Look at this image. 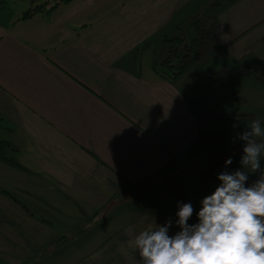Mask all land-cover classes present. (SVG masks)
I'll return each mask as SVG.
<instances>
[{
    "label": "crops",
    "instance_id": "0c3cea01",
    "mask_svg": "<svg viewBox=\"0 0 264 264\" xmlns=\"http://www.w3.org/2000/svg\"><path fill=\"white\" fill-rule=\"evenodd\" d=\"M42 1L58 4L25 18L31 0H0V141L8 143L7 159L0 158V223L6 211L16 222L11 212L27 207L25 196L71 211V222L81 223L110 212L124 191L142 187L141 195L185 180L179 199L163 194L169 204L131 208L112 239L91 241L81 263L142 264L135 237L169 220V235L180 231L183 203L194 208L188 223H198L220 173L245 171L246 186L261 178L260 170L243 168L238 134L255 119L264 128V0L216 3L207 17L219 26L200 59L177 76L176 50L196 48L190 22L197 0ZM201 98V109L235 123L208 118L204 128ZM202 127L227 132L215 142L202 138Z\"/></svg>",
    "mask_w": 264,
    "mask_h": 264
},
{
    "label": "clouds",
    "instance_id": "9594fccd",
    "mask_svg": "<svg viewBox=\"0 0 264 264\" xmlns=\"http://www.w3.org/2000/svg\"><path fill=\"white\" fill-rule=\"evenodd\" d=\"M239 133L245 142L241 164L261 178L246 186L245 171L223 172L215 191L201 201L198 223L189 224L194 208L178 205L180 231L169 235L172 221L141 231L134 239L142 264H264V128L259 119ZM232 163L231 157L225 165Z\"/></svg>",
    "mask_w": 264,
    "mask_h": 264
},
{
    "label": "rangeland",
    "instance_id": "374dc122",
    "mask_svg": "<svg viewBox=\"0 0 264 264\" xmlns=\"http://www.w3.org/2000/svg\"><path fill=\"white\" fill-rule=\"evenodd\" d=\"M219 1L197 0V10L194 13L196 17L190 22L191 29L194 28L192 23L196 25V29L198 23L202 25L201 21L205 22L207 16L211 12H215L217 5H219H216V3ZM224 1L226 0H221V2ZM24 6L26 7L27 5ZM198 19H201V21L198 22ZM202 104L203 100L201 98V100L197 101L199 112H202ZM225 115L223 118L226 117ZM215 116L221 118L219 110L215 113ZM214 117H208L205 114L201 115L203 127L205 128L208 118L214 121ZM219 122L224 123L223 127H228V124L225 123H235L227 119L220 120ZM223 132H227L226 128L225 131H220V129L214 130L211 132L213 133L211 139L219 142ZM231 134H228V138H231ZM224 137L222 139H225ZM185 183V180H181L180 185H174V187H170L169 189L164 186V189L155 186L141 195H136V193L142 187L140 189L124 191L122 196L118 195V205L111 207L110 212L101 211L94 213L87 217L85 221H81V223L71 222L73 216L71 211H66L65 213L56 212V209L42 201V199L38 201L33 197L25 196L23 198L26 200L25 204L27 207L14 206L16 211L11 212V216L18 214L16 222L14 221V216H12L14 220L10 219V213L6 211L4 213L5 218L2 220L4 223H0V264H81L88 260L85 258L84 253L91 247V241H96L104 235H108L109 237L101 244H105V242L112 239L113 235L111 234L114 228L126 221L127 216L131 214V208H157L155 206L158 202L164 203V205L169 204L168 201L164 200L163 194L171 193L168 196L170 200L173 194L176 193L177 196L175 197L179 199L180 195L178 194L184 189ZM3 198L8 199L7 196H3ZM30 213L34 218L31 215L28 216ZM163 213L165 214V212ZM63 214H66L67 217ZM166 215H169V213H166ZM40 217L46 219L60 217V219H56L52 223H36L35 220H38Z\"/></svg>",
    "mask_w": 264,
    "mask_h": 264
},
{
    "label": "trees",
    "instance_id": "16d2710c",
    "mask_svg": "<svg viewBox=\"0 0 264 264\" xmlns=\"http://www.w3.org/2000/svg\"><path fill=\"white\" fill-rule=\"evenodd\" d=\"M64 2L66 1H70V0H63ZM229 1H235V0H229ZM49 1H42V0H31V7L25 12V15L24 17L25 18H28V17H31L33 16L34 14L36 13H50L51 10H53L58 3H55L54 6H52L51 8H48L47 5H48ZM208 20H210L209 23ZM201 19H198V22H200ZM202 25H200L199 23L197 24V37H196V40H195V43H196V48H195V51L192 53V54H189L188 52H184V49L183 48H180V49H177L175 54L177 56H179L180 58H182L181 62H180V65L176 66V72L174 73L175 76L179 75V74H182L183 72H185L187 70V68L194 64V62L198 61L201 57V55H203V47H204V44L206 43L207 41V38L209 36V34L214 31L218 26H219V23H218V20L216 17H207V20L204 22V21H201ZM260 79L262 81V83L264 84V74H262L260 76ZM206 115L208 117H214L213 116V113H210V111H205L202 109V112L201 114L198 116L201 118V115ZM226 117L223 118V116L221 118H217L216 116L214 117V119L216 121H222V120H231V121H234L235 119L231 116H228V115H225ZM235 122V121H234ZM200 134L202 136L203 139H211L212 137V134L211 133L209 135V133H207L204 128H200ZM7 142H4V141H0V158L1 159H7V152H6V147H7ZM85 230V228H84ZM64 239H66L64 237Z\"/></svg>",
    "mask_w": 264,
    "mask_h": 264
}]
</instances>
